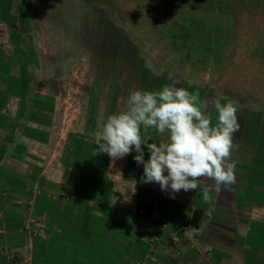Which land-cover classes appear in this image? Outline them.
Returning <instances> with one entry per match:
<instances>
[{"label": "crops", "instance_id": "0c3cea01", "mask_svg": "<svg viewBox=\"0 0 264 264\" xmlns=\"http://www.w3.org/2000/svg\"><path fill=\"white\" fill-rule=\"evenodd\" d=\"M26 15L0 7V264H264V187L172 193L133 151L94 155L98 125L66 122L82 111L60 106L67 77Z\"/></svg>", "mask_w": 264, "mask_h": 264}, {"label": "rangeland", "instance_id": "374dc122", "mask_svg": "<svg viewBox=\"0 0 264 264\" xmlns=\"http://www.w3.org/2000/svg\"><path fill=\"white\" fill-rule=\"evenodd\" d=\"M0 7L21 12L20 26L27 29L26 14L34 7L32 27L42 33L34 42L52 57L50 71L55 59L67 77L60 106L82 111L68 114L67 123L87 131L121 110L131 91L179 80L178 87L207 102L214 123L217 96L238 107L240 129L231 153L236 181L221 187H264V0H0ZM35 82L33 92L50 97ZM142 135L166 138L151 128ZM201 183L215 189L209 178ZM255 198L264 201L263 194Z\"/></svg>", "mask_w": 264, "mask_h": 264}, {"label": "clouds", "instance_id": "9594fccd", "mask_svg": "<svg viewBox=\"0 0 264 264\" xmlns=\"http://www.w3.org/2000/svg\"><path fill=\"white\" fill-rule=\"evenodd\" d=\"M179 83L176 80L164 84L159 90L131 91L125 106L98 125L94 155L106 153L115 160L130 154L134 148L135 161L143 165L145 183L156 182L162 191L188 192L195 190L198 181L206 177L220 191L221 186L236 181L231 153L234 133L240 129L238 107L228 97L217 96L214 123L206 111L207 102L201 100L199 93L178 87ZM149 128L166 138L157 142L142 135V129ZM142 145L150 153L147 160ZM204 198L208 199L207 189ZM184 230L190 234L196 232L191 227Z\"/></svg>", "mask_w": 264, "mask_h": 264}, {"label": "built area", "instance_id": "2783aa9c", "mask_svg": "<svg viewBox=\"0 0 264 264\" xmlns=\"http://www.w3.org/2000/svg\"><path fill=\"white\" fill-rule=\"evenodd\" d=\"M139 214H145V211L144 210H141L140 212H139Z\"/></svg>", "mask_w": 264, "mask_h": 264}]
</instances>
